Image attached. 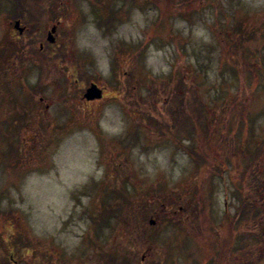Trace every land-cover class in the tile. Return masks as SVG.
<instances>
[{
	"label": "rangeland",
	"instance_id": "1",
	"mask_svg": "<svg viewBox=\"0 0 264 264\" xmlns=\"http://www.w3.org/2000/svg\"><path fill=\"white\" fill-rule=\"evenodd\" d=\"M7 3L0 0V7ZM94 4H65L59 34L75 48L77 65L74 54L64 52V61H49L43 85L36 84L38 59L19 58L20 64L8 66L3 58L9 18L0 13V262L215 264L214 255L226 245L220 264H264L263 238L248 245L241 235L240 243L232 242L221 229L250 192L239 149L254 150L264 138V47L251 56L237 51L234 32L239 22L244 33L264 32V0ZM65 62L78 69L77 82ZM234 63L247 71L234 73ZM116 78L127 83L123 95L116 93ZM91 81L104 85V99L80 105ZM11 95L27 109L19 127L10 125ZM194 96L206 104L203 113L221 115L219 125L180 141L191 156L153 123L170 105L169 111L183 115L184 101ZM238 102L242 116L225 133ZM177 121L185 128L188 119ZM187 186L195 190L190 204L196 214L190 212L180 229L170 219H156L147 227L155 241L140 235L136 239L144 244L130 257L134 245L125 239L124 220L117 224L104 215L117 210L114 203L122 212L134 210L131 199L150 203L158 194L169 201V191ZM105 217L108 225H98ZM249 220L238 225L240 233L248 235Z\"/></svg>",
	"mask_w": 264,
	"mask_h": 264
},
{
	"label": "trees",
	"instance_id": "2",
	"mask_svg": "<svg viewBox=\"0 0 264 264\" xmlns=\"http://www.w3.org/2000/svg\"><path fill=\"white\" fill-rule=\"evenodd\" d=\"M242 23L239 22L238 26L236 27V30L234 32H236V41L238 42V45H236V50L245 53V51L251 56L254 54H257L261 48L264 47V32H261L259 29L256 31H251V32H247L244 33L243 29H242ZM244 27V26H243ZM230 34V33H229ZM235 41V42H236ZM234 42V43H235ZM58 58V53H54L52 54V56L49 58V60L51 61V63H54V60H57ZM48 60V62H49ZM241 62H244V57H242V59L240 58ZM44 64V66H43ZM247 64V63H245ZM234 65L236 66V64L234 63ZM39 68V75H38V80L37 83L38 85H43L44 81H45V76H46V65L45 62H41L38 65ZM246 65L244 66H240V68H238L236 66V68L234 67L233 72L239 75H241L242 73L247 71ZM242 72H241V71ZM39 89H35L32 88V92L34 93H39L38 91ZM10 94L13 92L12 90H9ZM156 92V91H155ZM153 92V94L155 93ZM33 93V94H34ZM187 93V92H186ZM13 94V93H12ZM11 99H10V107L12 106V111H11V122L10 125H13L14 127H19L17 125L19 118L23 117V113L26 112V108L25 106L21 105V102H19V99H15V97H13V95H11ZM7 100H5L6 102ZM182 101V99H180L177 103V105H179V107L182 108V104L180 103ZM200 99H196L195 96L193 98V100L191 102H187L186 100L185 105H184V110L186 111V113H184L183 115L181 113H177V112H172L169 111L172 108V105L169 106V108L164 111V113L161 114L162 117H160L159 119L154 120L153 126L155 128H158L159 131H156L159 133V135L162 136H166L168 138H171V140L179 145L182 146V148H184L185 152H187L188 154H190L192 156V150H190L189 148H186V146H183L181 144L180 141H182V139H190L192 140V138L190 137L193 134H200V132L203 130L206 132V128H204L205 126H211L214 124H218L216 123V118L218 116H220L221 114L218 113L215 115V117H211V115L207 112L203 113L202 111H205L206 109V104L204 106V104H202V102H200ZM234 101V100H233ZM26 103H28L25 100ZM149 102V101H148ZM180 103V104H179ZM8 105V104H7ZM178 108V106H177ZM2 109V108H1ZM3 109H6L3 107ZM243 104L242 103H237L234 105V109H233V114H230V119L233 120L232 123H230L229 125H227V123H225V133L228 132V130H230L231 126H234L236 122H239V119L241 118V111L243 110ZM225 111V110H223ZM240 112V113H239ZM237 113V114H236ZM164 115L167 116V118H169V122L165 120ZM223 115V114H222ZM225 115V114H224ZM178 117H183L184 119H188V121L185 122L184 127L185 128H181L178 127L177 125H183L182 122H178L177 118ZM236 119V120H235ZM177 121V122H176ZM13 127V128H14ZM226 146V144H225ZM254 150L250 149V150H244L243 148H240L239 150L242 152L240 154V157L242 158L243 161H245L244 165H243V169H242V174L248 176V178H245V180H248V185H249V189L250 192H248L246 195L242 194V196L240 197V208L237 209V212L239 214V220L237 221V219L235 220V216L232 215V217L227 218L228 220H226V223L223 224V226L221 227L222 231H223V235L225 236V238H233L235 236H239L241 238V235H243V239L247 242V244H251L252 243V239L254 238H263L264 239V163H261L262 161H264V138L262 140H259L257 142V144L253 147ZM261 161V162H260ZM220 172H222V170H220ZM243 179V178H242ZM114 191L113 193L115 194V190L116 188H113ZM137 191V190H136ZM195 191V190H194ZM147 192L145 191L144 194H146ZM138 195V194H137ZM136 195V196H137ZM115 197V196H114ZM118 197V196H117ZM128 197L127 196V201H128ZM119 198V197H118ZM134 198V196H133ZM131 199V198H130ZM135 199H139V198H135ZM253 200L256 203L255 205L253 204ZM131 205V209L133 208L134 210H130L125 212L121 211L123 209L119 208V205H115L113 210H109L106 215L108 218L109 217H114L117 221V224L121 223L124 220V224L125 226H128L129 224H127V222L130 223V229H131V233L128 235L129 237H131L132 240V244L134 246H131V253L130 255L133 257L136 253H135V247L139 244V242L137 241V239L135 237H137V228L136 227H132V224H134L135 222L139 221V216L140 213H142V209L137 210V206H139V203H135L134 201H129V204ZM258 205V206H257ZM142 208V206H141ZM196 205H194L193 207L190 208L189 212H194L196 214ZM141 210V212H140ZM108 218H104L101 219L98 223V225L101 224V226H106L108 225ZM250 219V220H249ZM249 220L247 223L251 222L252 226L250 227V232H247L248 235L244 232L240 233V231L238 230V225L241 224L242 221H246ZM257 221V223H256ZM170 223L174 224L173 222L170 221ZM188 223V222H186ZM179 225V224H174L176 228H184V225ZM101 228V227H100ZM99 228V229H100ZM136 229V230H134ZM142 237L144 238L145 242L151 243L152 240L155 241V237L152 235V231L150 232L149 228L142 227V232H141ZM246 236V237H245ZM154 237V239H153ZM151 241V242H150ZM154 243V242H153ZM226 245H222V249H220V251L217 252L216 255H214L215 259V264H220L219 261L222 260V256L224 253V249H225ZM241 250V248H240ZM260 252V250L256 249L254 252ZM106 254V253H105ZM127 255V254H126ZM106 256H109L108 254H106ZM128 256V255H127ZM96 257V256H95ZM98 258V256H97ZM219 260V261H218ZM5 260H2V262H0V264H6L4 262ZM244 260H241V264H244L243 262Z\"/></svg>",
	"mask_w": 264,
	"mask_h": 264
},
{
	"label": "flooded vegetation",
	"instance_id": "3",
	"mask_svg": "<svg viewBox=\"0 0 264 264\" xmlns=\"http://www.w3.org/2000/svg\"><path fill=\"white\" fill-rule=\"evenodd\" d=\"M84 1H86L88 5H93L95 2V0H93V3H91L92 0ZM75 2L76 0H58L54 2L52 0H8L7 4L0 7V13H4L2 15H6V17L9 18V30L7 36L9 37L10 45H8V49L5 48V53L3 56V58L7 59V61L10 63L8 66H14L16 63L20 64L22 61L17 62L19 58L24 60V58L27 57V60H29L28 62H31L33 59H38L39 64L41 62H45L46 67L49 68L48 60L52 54L58 53V57L61 56V60L64 61V52L73 53L75 64L77 65L75 48L67 46L66 44L68 41H65L63 36L59 34L63 16H65V12L67 14V8L65 9L64 6L65 4L74 5ZM91 9L95 14V6H92ZM81 21L82 18L78 16V20L76 21L75 25L79 26ZM56 61L59 62L60 58H58ZM62 64L68 68L69 74L70 72L73 73L70 75H74L75 81L77 82L78 79L76 74H78L79 71L78 69H75L76 66H71L66 62ZM114 81L116 93L119 92L121 95H123L125 88H127V83L120 78H116ZM91 83L96 84L100 89L101 97L87 100L84 97V93ZM104 93V85H100L91 81L89 85L84 88L81 94L82 103L80 105L84 104L87 106L88 103L91 104L100 102L104 99ZM42 100L43 98L39 97V101L41 102ZM47 106L48 105H46V107ZM169 192L172 194L169 198V201H166L168 199L166 195L163 199V202H161L160 196L158 194H155V197L150 200V203H148V200L146 202H143L142 199L139 200V209H142L143 211L139 216V221L132 224V227L137 228V237L141 235L142 227H149V225H152V220H154V223H156V219L157 221L159 220L161 222L163 218H167L170 219V221L174 224L179 225H183L188 222L191 216L189 210L193 206V204H190V200L193 198L191 193L193 194L194 190L187 186L184 189H176L174 193L172 191ZM225 192H227V190H225ZM226 204L227 203H225V207H227ZM233 215L235 216V220L237 219L238 221L239 214L237 209L234 211ZM127 224L129 225L126 226V230L124 232L125 239L132 242L131 237L128 236L131 233L130 223L127 222ZM236 239H238V242L240 243L239 236L238 238H227V240L232 242H235ZM139 244L135 247V251L137 252L140 251V247H138ZM237 247L238 246H236V249ZM148 249H151V247H148ZM236 252H240V246ZM129 256L131 257V255ZM141 258L144 259V256H141ZM235 259H238V255L235 257Z\"/></svg>",
	"mask_w": 264,
	"mask_h": 264
},
{
	"label": "water",
	"instance_id": "4",
	"mask_svg": "<svg viewBox=\"0 0 264 264\" xmlns=\"http://www.w3.org/2000/svg\"><path fill=\"white\" fill-rule=\"evenodd\" d=\"M84 97L87 100H91V99H94V98H99V97H101V91L97 87L96 84L91 83L90 86L86 89V91L84 93ZM153 223H154V220L151 221V224H153Z\"/></svg>",
	"mask_w": 264,
	"mask_h": 264
}]
</instances>
